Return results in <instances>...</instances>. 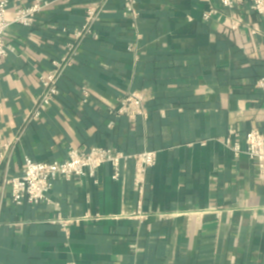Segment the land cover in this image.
<instances>
[{
    "label": "crops",
    "instance_id": "1",
    "mask_svg": "<svg viewBox=\"0 0 264 264\" xmlns=\"http://www.w3.org/2000/svg\"><path fill=\"white\" fill-rule=\"evenodd\" d=\"M98 1L57 0L32 26L13 24L5 36L0 264H264V179L255 161L226 145L230 139L245 150L248 131L264 133V90L256 87L264 77L263 18L247 0L232 31L234 13L219 0H137L134 23L123 0H112L95 26L98 38L83 43L59 81V95L27 122L42 94L40 76ZM33 2L8 0V19ZM133 90L146 92L145 119L115 113ZM72 147L156 151L141 214L133 161L119 179L104 164L94 179L57 180L48 201H12L3 180L21 174L25 157L63 161ZM62 219L79 222L67 234Z\"/></svg>",
    "mask_w": 264,
    "mask_h": 264
},
{
    "label": "built area",
    "instance_id": "2",
    "mask_svg": "<svg viewBox=\"0 0 264 264\" xmlns=\"http://www.w3.org/2000/svg\"><path fill=\"white\" fill-rule=\"evenodd\" d=\"M27 7L17 10L15 17L9 20L7 17L8 0H0V56H6L11 51L5 43V36L11 25L17 24L30 27L34 24L36 16L43 10L52 6L57 0H34ZM112 0H99L86 9L84 22L81 28L74 32V42L69 44L67 52L57 60L53 61V67L40 76L42 87L41 96L35 101L33 109L27 115V122L38 120L43 116V112L59 95V81L63 77L67 68L70 67L80 53L83 43L89 38H98L95 26L103 12L106 11ZM247 0H219L220 4L236 12ZM137 0H123L125 13L136 23L140 13L137 8ZM250 7L253 12L260 15L264 20V0H250ZM217 13V9L211 8L205 13V19H209ZM242 19L234 13L232 16L231 30H237L242 25ZM134 26H136L134 24ZM258 32L253 30V33ZM256 87L264 90V77L256 81ZM87 96V92H85ZM146 92L144 90H133L125 95L120 101L115 113L127 117L131 121L139 117L144 119L148 116L146 107ZM112 126V124H110ZM21 135L14 141L4 144V149L9 150L19 142ZM246 148L242 149L239 143H232L230 139L226 140V145L231 148L236 155L245 153L250 159L255 161L258 175L264 179V133L258 129H252L245 136ZM67 158L63 161H39L31 157H25L22 165L21 174L18 176H5L3 180L4 189L10 190L12 201L16 205L26 203L38 205L48 201L49 192L54 183L59 179L71 180L74 178H96L99 168L104 164H110L113 167V178L119 179L121 168L128 161L134 162L135 177L134 183L139 194L138 214H141L143 199L146 191L147 174L151 167L156 164L157 152L144 151L137 154H126L112 148L94 147L90 151L84 152L77 148H70ZM0 202V211L2 208ZM90 217H84V220H90ZM62 229L67 234L72 224L78 223L77 219H62L58 221Z\"/></svg>",
    "mask_w": 264,
    "mask_h": 264
}]
</instances>
